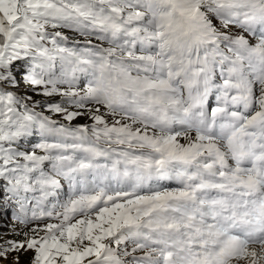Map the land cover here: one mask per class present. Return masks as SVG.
Here are the masks:
<instances>
[{"label": "snow or ice", "instance_id": "6c2138e0", "mask_svg": "<svg viewBox=\"0 0 264 264\" xmlns=\"http://www.w3.org/2000/svg\"><path fill=\"white\" fill-rule=\"evenodd\" d=\"M9 219L0 264H264V0H0Z\"/></svg>", "mask_w": 264, "mask_h": 264}, {"label": "rangeland", "instance_id": "374dc122", "mask_svg": "<svg viewBox=\"0 0 264 264\" xmlns=\"http://www.w3.org/2000/svg\"><path fill=\"white\" fill-rule=\"evenodd\" d=\"M57 118H59V117H57ZM84 121L86 123L89 122L86 117H80L74 123H82V122L84 123ZM0 225H7V227H0V232H7V231H9V229H11L13 227V222L10 219L7 221H0ZM8 238L20 239L19 236H12V235H9ZM21 264H27V257L21 258Z\"/></svg>", "mask_w": 264, "mask_h": 264}]
</instances>
